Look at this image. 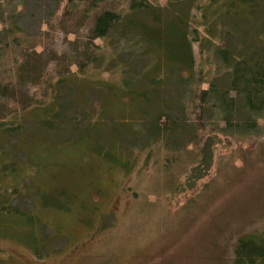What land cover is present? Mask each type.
<instances>
[{"label":"rangeland","instance_id":"obj_1","mask_svg":"<svg viewBox=\"0 0 264 264\" xmlns=\"http://www.w3.org/2000/svg\"><path fill=\"white\" fill-rule=\"evenodd\" d=\"M22 1L16 25L32 36L56 1ZM11 2L0 3L6 20ZM96 44L102 52L111 48ZM114 65L106 70L110 64L101 60L87 73L91 80L77 75V86L73 79L59 85L44 102L55 100L54 110L61 108L49 132L40 111L0 110L1 132L12 131L0 133V207L12 211L0 213V264H234L238 239L264 231V154L215 133L218 139L207 141L206 176L194 185H187L196 169L188 155L192 143L187 154L172 158L160 143L149 150L140 145L130 158L120 155L129 160L125 173L119 157L96 154L100 147L117 152L112 143L103 144L115 131L121 135L111 125L129 122L130 110L117 96L123 93L107 92L104 85L89 90L94 82L119 83ZM94 123L101 140L86 133ZM43 198L61 200L68 210L47 207Z\"/></svg>","mask_w":264,"mask_h":264},{"label":"trees","instance_id":"obj_2","mask_svg":"<svg viewBox=\"0 0 264 264\" xmlns=\"http://www.w3.org/2000/svg\"><path fill=\"white\" fill-rule=\"evenodd\" d=\"M55 1L44 29L32 36L16 25L22 0L10 3L7 20L0 16V71L12 79L4 82L0 74V110L40 111L49 132L61 108L54 110L55 100L44 102L77 75L91 80L87 73L103 60L110 64L106 70L117 63L119 83L92 82L89 90L100 91L102 85L107 92L120 90L119 101L130 114L127 124L111 125L121 135L115 131L103 144L112 143L117 152L100 147L96 154L120 158L125 173L130 170L127 159L140 145L149 150L160 143L172 158L187 154L192 143L195 150L188 155L196 169L187 185H194L206 176L207 141L218 139L215 133L264 154V0ZM99 41L108 43L109 51L102 52ZM4 124L0 121L2 129ZM101 131L94 123L86 133L101 140ZM11 132L0 130L2 136ZM44 199L47 207L68 210L61 200ZM0 208V213H12ZM234 264H264V231L238 239Z\"/></svg>","mask_w":264,"mask_h":264}]
</instances>
